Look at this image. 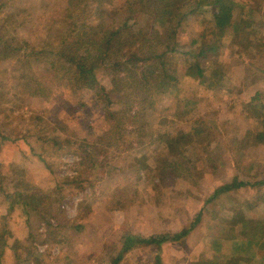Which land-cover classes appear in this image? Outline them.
I'll use <instances>...</instances> for the list:
<instances>
[{
  "label": "rangeland",
  "instance_id": "rangeland-1",
  "mask_svg": "<svg viewBox=\"0 0 264 264\" xmlns=\"http://www.w3.org/2000/svg\"><path fill=\"white\" fill-rule=\"evenodd\" d=\"M109 1L99 9L77 0L73 10L70 0H0V233L16 245L1 264H109V246L115 254L125 235L189 228L179 241L160 246V264L215 255L228 264L237 256L228 252L234 245L227 241L229 220H264V0H240L245 12H255L256 23L239 36L242 21L232 33L220 31L209 14H187L170 28L168 14L156 17L157 34L169 31L176 39L168 56L178 81L155 97L142 132L141 115L130 123L126 144L98 139L109 123L95 93L72 91L55 61L65 49L71 16L77 23L101 20L100 30L127 17L123 0ZM202 42L216 47L201 64L206 77L213 69L220 74L219 83L183 75ZM96 76L117 102L110 75L98 69ZM164 134L191 136L184 157L194 162L175 172L165 169L168 161L160 156L156 164L165 168L144 172L142 151L158 152ZM206 156L210 160L200 161ZM240 181L246 184L237 186ZM241 246L248 264H255L250 249ZM254 250L264 257V246ZM155 253L154 246L135 245L118 264H157Z\"/></svg>",
  "mask_w": 264,
  "mask_h": 264
},
{
  "label": "trees",
  "instance_id": "trees-1",
  "mask_svg": "<svg viewBox=\"0 0 264 264\" xmlns=\"http://www.w3.org/2000/svg\"><path fill=\"white\" fill-rule=\"evenodd\" d=\"M71 9L76 10L80 5L77 0H70ZM97 4V8L101 9V2L106 0H88ZM111 1V0H110ZM109 1V2H110ZM113 1V0H112ZM124 9H126L127 17L122 19L118 25H108L106 29L100 30L101 20L96 23H88L86 19L77 23V20L71 16L69 23V33L63 41L65 49H59L56 52L55 61L60 64L64 70L67 81L71 84L72 91L82 89L91 90L95 93L98 103L105 119L109 123V128L100 133L98 139L109 142L116 138L122 140L124 144L128 142V136L133 133L131 122H136V117L141 115V132L144 124L143 115L151 109L155 103V97L166 93L171 87L176 86L178 77L170 68L168 53V45L173 44L176 39L169 31L163 35L157 34L155 29L156 17L164 19L165 13L168 14L167 22L170 28L171 22L175 19H181L185 15L193 13L207 16L208 14L214 19L215 26L220 31H230L236 33L239 31L238 23L245 22L240 33L248 30L254 21L255 12L247 10L245 12L246 3L240 0H123ZM154 1L163 2L162 9L158 10L153 7ZM87 4V3H85ZM188 8V9H186ZM186 10V11H185ZM70 16V15H69ZM247 28V29H246ZM99 29V30H97ZM257 28L251 30L255 33ZM156 35H155V34ZM248 34V32H246ZM252 33L249 35L252 38ZM235 36V37H236ZM202 40V36L199 35ZM67 40V41H66ZM205 43H200V49L197 54L193 55L195 59L190 60L183 75L201 80V82L212 84L211 81L219 83L217 78L220 74L213 69L208 77L204 74V64L206 55L216 51L214 45L205 47ZM73 46L74 50L66 51V46ZM8 46V45H7ZM262 47L261 45H259ZM82 50V51H80ZM201 57L200 61L198 60ZM201 64V65H200ZM206 68V66H205ZM102 69L111 77L114 86V92L118 95L119 100L115 102L108 90H106L97 80L96 71ZM258 94V93H257ZM258 98V96L256 95ZM117 103L118 108H113ZM112 134H115L112 136ZM192 137L187 134L172 135L164 134L161 136L158 147L159 151L149 153L142 151L140 160L141 170L147 173L156 172L160 168L162 170L165 165L159 167L156 161L160 156H164V160L168 161L166 170H174L180 172V169L188 167L189 162L185 156L191 149ZM197 149L196 147L193 148ZM206 156L200 161L207 162L210 160ZM198 158L195 159V161ZM153 162H149V161ZM185 160V161H184ZM199 160V159H198ZM171 172V171H169ZM179 176V173H175ZM237 186H243L245 182L236 183ZM234 187L233 185H222L215 190L214 195L226 192ZM25 205H31L26 201ZM25 209V207H23ZM35 207H33L34 209ZM198 218V217H197ZM229 223L233 225L228 228L232 232L228 233V240H238L243 244L250 242H260L264 240L263 224L256 219H239L232 218ZM189 229L176 234H154L149 237H132L125 235L121 248L109 253V264H118L124 254L135 245L154 246L156 248L155 262L160 264V246L165 242H175L182 238V234ZM227 238V237H226ZM16 247L12 243L10 234L7 232L0 233V264L5 251H11ZM105 255L108 252L105 251ZM209 260L197 261L193 264H227L219 261V256H213ZM250 259L238 253L235 258L230 260L228 264H248ZM258 264H264V257L257 259Z\"/></svg>",
  "mask_w": 264,
  "mask_h": 264
},
{
  "label": "crops",
  "instance_id": "crops-1",
  "mask_svg": "<svg viewBox=\"0 0 264 264\" xmlns=\"http://www.w3.org/2000/svg\"><path fill=\"white\" fill-rule=\"evenodd\" d=\"M255 219L259 220V222H261L264 225V220L263 219L262 220L259 219V218H255ZM227 241H231V240H227ZM165 243H170V242H165ZM231 243H233L234 245L229 248V250H228L229 254H233L234 255V254L241 253V255H243L244 252L241 250L242 249L241 245H245V244H243V243L241 244V242L236 240V239L233 240ZM258 245L264 246V240L260 241V242H256V243L252 241L249 244H246V246H244V247L247 248V250L250 249L249 250V254L251 256V259L253 260V263L255 262V264H258V262H257L258 258H262V257H259V256L257 257L256 256V251L254 250L255 247H258ZM251 247H252V249H251ZM220 254H222V253H220Z\"/></svg>",
  "mask_w": 264,
  "mask_h": 264
},
{
  "label": "built area",
  "instance_id": "built-area-1",
  "mask_svg": "<svg viewBox=\"0 0 264 264\" xmlns=\"http://www.w3.org/2000/svg\"><path fill=\"white\" fill-rule=\"evenodd\" d=\"M40 248V247H39ZM44 248H46L45 246H41V248L40 249H44Z\"/></svg>",
  "mask_w": 264,
  "mask_h": 264
}]
</instances>
